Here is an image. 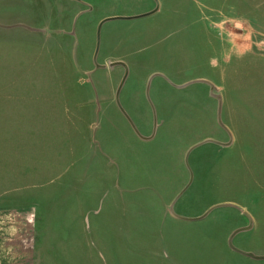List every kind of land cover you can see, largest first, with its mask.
<instances>
[{"label":"rangeland","instance_id":"374dc122","mask_svg":"<svg viewBox=\"0 0 264 264\" xmlns=\"http://www.w3.org/2000/svg\"><path fill=\"white\" fill-rule=\"evenodd\" d=\"M250 222L264 256V0H0V242L264 264Z\"/></svg>","mask_w":264,"mask_h":264},{"label":"crops","instance_id":"0c3cea01","mask_svg":"<svg viewBox=\"0 0 264 264\" xmlns=\"http://www.w3.org/2000/svg\"><path fill=\"white\" fill-rule=\"evenodd\" d=\"M152 10L146 11L142 16L158 11ZM143 140L149 141V138H141ZM35 215L37 216V210ZM41 224L37 222L38 226ZM39 228V231L43 230L42 226ZM75 229L81 230L79 227ZM153 229L116 226L112 231L116 239L108 236H101L98 242L36 239L31 243H19L17 251L10 247L11 243L0 242V264H171L168 256L162 253V249H166L164 246H157L140 239L139 235H132L155 232ZM134 236L137 237L135 240Z\"/></svg>","mask_w":264,"mask_h":264},{"label":"water","instance_id":"95a60500","mask_svg":"<svg viewBox=\"0 0 264 264\" xmlns=\"http://www.w3.org/2000/svg\"><path fill=\"white\" fill-rule=\"evenodd\" d=\"M75 1H81V0H75ZM109 19H105L103 20L99 26H98V29H97V37L99 36V32H100V28L101 26L107 22ZM251 227V222L249 223V225L247 226V228H244V229H239V230H236L235 232H233L229 238V247L236 253H239L245 257H248L250 259H253V260H256V261H264V256H256L254 255L253 253H250V252H243V251H240L238 249H236L233 245H232V239L238 234V233H241V232H244L246 230H248L249 228Z\"/></svg>","mask_w":264,"mask_h":264}]
</instances>
